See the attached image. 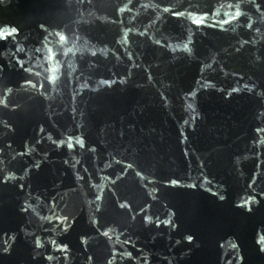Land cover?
Returning <instances> with one entry per match:
<instances>
[{"label":"water","instance_id":"water-1","mask_svg":"<svg viewBox=\"0 0 264 264\" xmlns=\"http://www.w3.org/2000/svg\"><path fill=\"white\" fill-rule=\"evenodd\" d=\"M0 264H264V0H0Z\"/></svg>","mask_w":264,"mask_h":264}]
</instances>
